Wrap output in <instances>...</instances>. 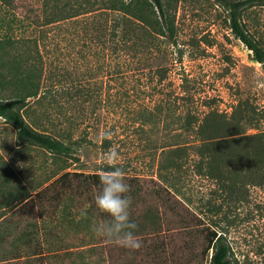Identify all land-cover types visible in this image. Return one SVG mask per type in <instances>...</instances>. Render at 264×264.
Wrapping results in <instances>:
<instances>
[{"label": "rangeland", "instance_id": "rangeland-1", "mask_svg": "<svg viewBox=\"0 0 264 264\" xmlns=\"http://www.w3.org/2000/svg\"><path fill=\"white\" fill-rule=\"evenodd\" d=\"M256 1L243 21L251 29L252 23L258 22L264 30V0ZM20 2L27 3H10V15L24 12ZM164 3L169 4L175 22L174 36L158 40L164 47L150 56L116 57L110 46H101L95 40L96 21L86 17L43 30L59 51L52 54L54 46L48 43V70L59 69L75 89L88 91L91 98L60 95L56 107L47 101L44 106L31 104L22 110L37 131L55 137L70 135V155H56L20 141L16 130L0 118V264H211L212 252L203 259L205 244L201 241L195 251L187 248L174 216L162 208L164 235L137 237L141 247L129 250L107 243L94 233L92 221L97 218L91 213L92 204L75 192L65 199L57 218L41 213L34 205H19L21 188L22 192L38 193L62 172L103 173L107 165H113L106 160L107 155L115 151V166L125 171L129 186L138 185L141 190L136 216L147 207L159 208L155 194L160 187L157 168L162 158L160 149L166 145L164 117L159 109L166 96L179 105L181 91L187 87L200 110L211 107L230 114L236 102L249 103L260 113L262 124L259 130L248 129L247 133L264 131V65L256 63L232 34L225 9L214 0ZM158 41L151 44L155 46ZM158 66L168 71L163 86L157 85L154 78L153 70ZM75 92L71 91L73 95ZM150 112L154 118L147 122ZM44 113H49L54 122L46 123ZM174 135L170 133L169 137ZM105 140L110 144H104ZM213 188L217 186L194 177L188 170L183 198H188L193 210L199 208L202 197L223 205L219 220L230 248L231 264H264V186L250 187L242 196L247 201L242 203L215 199ZM51 219V230L41 237L30 232V224ZM39 245L46 250L43 256L37 253Z\"/></svg>", "mask_w": 264, "mask_h": 264}, {"label": "trees", "instance_id": "trees-1", "mask_svg": "<svg viewBox=\"0 0 264 264\" xmlns=\"http://www.w3.org/2000/svg\"><path fill=\"white\" fill-rule=\"evenodd\" d=\"M13 1L0 0V118L16 130L20 141L30 142L56 155L73 153L70 135L55 137L37 131L26 121L22 110L47 101L56 107L60 95L81 100L91 98V95L88 91L75 89L59 69L48 70L49 51L46 50L49 44L54 46L52 54L59 51L56 42L51 38L49 42L43 30L86 17L91 22L96 21L95 40L101 46H110L118 58L156 54L164 47L158 40L174 36L175 22L169 13V4L164 0H26V4L20 2L24 12L10 15L8 11ZM214 1L228 13L232 34L252 54L256 63L264 65V30L258 22L252 23L251 29L243 21L244 14L256 6L257 1ZM28 13L31 17H26ZM108 15L114 17L107 18ZM87 32L86 36H89ZM28 33L31 34L29 38ZM154 41H158L155 46L151 44ZM146 46L151 47L147 50ZM141 63L143 66L144 61ZM51 65L53 67V63ZM153 72L157 85L163 86L167 81V69L158 66ZM188 88L181 91L179 105L166 96L159 109L166 132V145L160 149L162 158L157 168L160 187L155 191L160 207H147L142 215L136 216L141 190L138 185L130 184V217L137 224V237L160 236L165 232L161 218L164 211L174 216L187 248L195 251L201 241L205 244L201 252L203 259L212 252L211 264H231L230 248L224 241L222 221L219 220L223 205L215 204L210 197H202L199 208L191 209L188 198H183L184 184L190 170L194 177L217 186L211 190L215 199L246 202L242 196L248 194L250 187L264 186V131L247 133L248 129H260L262 117L245 101L236 102L230 114L211 107L197 109L195 95ZM71 91H76L75 95ZM43 118L46 123L54 122L49 113H44ZM153 118V112H150L146 120L151 122ZM174 132L175 135L169 137ZM172 138L176 140L172 141ZM104 144L110 142L105 140ZM112 167L107 165L103 173L89 175L59 173L53 183L38 193L37 190L22 192L21 188L19 205H34L41 213H50L51 218H57L63 212L65 199L75 192L91 202L92 205L87 204L97 218L92 221L95 226L104 219L95 206V196L101 187L99 178ZM50 222L53 219L30 224V232L41 237L51 230ZM38 248V255L43 256L46 250L42 245Z\"/></svg>", "mask_w": 264, "mask_h": 264}, {"label": "clouds", "instance_id": "clouds-1", "mask_svg": "<svg viewBox=\"0 0 264 264\" xmlns=\"http://www.w3.org/2000/svg\"><path fill=\"white\" fill-rule=\"evenodd\" d=\"M118 153L110 152L106 160L114 166L100 176V190L95 196V206L104 219L93 227L94 233L107 243L137 250L141 242L136 236L137 224L130 217V187L125 179V171L115 166Z\"/></svg>", "mask_w": 264, "mask_h": 264}]
</instances>
